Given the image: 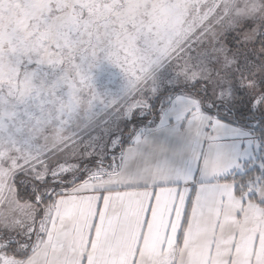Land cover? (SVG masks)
<instances>
[{"label":"snow or ice","instance_id":"obj_1","mask_svg":"<svg viewBox=\"0 0 264 264\" xmlns=\"http://www.w3.org/2000/svg\"><path fill=\"white\" fill-rule=\"evenodd\" d=\"M105 62L126 95L98 117ZM165 84L196 90L193 136L219 128L217 108L264 122V0H0V264H264V177L237 179L251 158L214 146L194 172L96 161L78 176L58 159Z\"/></svg>","mask_w":264,"mask_h":264},{"label":"crops","instance_id":"obj_2","mask_svg":"<svg viewBox=\"0 0 264 264\" xmlns=\"http://www.w3.org/2000/svg\"><path fill=\"white\" fill-rule=\"evenodd\" d=\"M174 89L177 91L172 93ZM174 89L165 95L168 96L166 105L154 120L137 126L126 141L114 168L119 166L122 170L136 171L137 165L133 161H138L139 168L190 169L194 172L197 160L201 159L202 154L207 156L214 146L224 150L225 155L230 154L233 159L255 160L257 142L253 139L252 130L240 120V115L234 110L229 111L233 120H228L210 113L218 120L219 128L208 131L201 129L199 135L193 136L192 123L184 119V114L188 106L195 103L191 97L195 96L196 90L191 89L190 85ZM153 147L160 151L153 153ZM245 170L242 168L241 171Z\"/></svg>","mask_w":264,"mask_h":264},{"label":"rangeland","instance_id":"obj_3","mask_svg":"<svg viewBox=\"0 0 264 264\" xmlns=\"http://www.w3.org/2000/svg\"><path fill=\"white\" fill-rule=\"evenodd\" d=\"M255 39L253 37V42H255ZM237 51L241 58L244 59L250 55L258 54L261 49L259 46L253 47L252 44H249L247 47H240ZM181 85L183 84H165L158 92L148 97L147 107L142 111L126 113L122 117L117 115L119 112V109H117L112 112L111 116L100 120L99 123L93 122L91 126L79 129L75 137L76 147L67 153L61 152L58 155V159L67 163L70 168H79L80 171L77 176L86 170L95 171L93 164L96 161L104 164L114 161V165H116L126 141L130 139L131 134L139 125L137 121L151 123L161 112V109L165 107L168 99V96L165 95L169 94L168 91ZM93 86L102 99L112 102L108 108H105L104 105L98 106L99 117V115L111 111L112 105L123 99L126 95L127 80L119 68L105 62L94 70ZM232 110L238 114L237 109L226 107L219 109L218 116L233 120L229 114V111ZM238 115H240V120H242L243 124L252 130L253 139L257 142L256 158L247 165L248 168L245 171L252 168L263 170L264 163H262L261 156L264 153L261 152V147L264 146V122H262V118L258 114ZM127 116H131V119L127 118ZM246 118H249V120ZM68 179L71 181L73 176L70 174Z\"/></svg>","mask_w":264,"mask_h":264},{"label":"built area","instance_id":"obj_4","mask_svg":"<svg viewBox=\"0 0 264 264\" xmlns=\"http://www.w3.org/2000/svg\"><path fill=\"white\" fill-rule=\"evenodd\" d=\"M219 109L221 108H217V109H213L211 114L216 117V115H218L219 113ZM248 172V176H238L237 179H245V180H248V179H255V178H258V177H264V169L263 170H259V169H256V168H252L250 170H247Z\"/></svg>","mask_w":264,"mask_h":264},{"label":"trees","instance_id":"obj_5","mask_svg":"<svg viewBox=\"0 0 264 264\" xmlns=\"http://www.w3.org/2000/svg\"><path fill=\"white\" fill-rule=\"evenodd\" d=\"M176 91H177V89H174V90L172 91V93H173V92H176ZM261 120H262V119H261ZM144 122H145V121H137L138 124H143Z\"/></svg>","mask_w":264,"mask_h":264}]
</instances>
